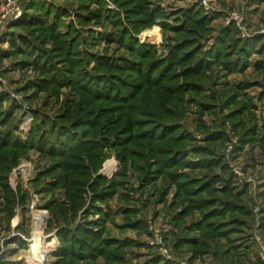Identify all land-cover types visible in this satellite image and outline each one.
I'll list each match as a JSON object with an SVG mask.
<instances>
[{"label":"rangeland","instance_id":"rangeland-1","mask_svg":"<svg viewBox=\"0 0 264 264\" xmlns=\"http://www.w3.org/2000/svg\"><path fill=\"white\" fill-rule=\"evenodd\" d=\"M0 264H264V0H0Z\"/></svg>","mask_w":264,"mask_h":264},{"label":"trees","instance_id":"trees-1","mask_svg":"<svg viewBox=\"0 0 264 264\" xmlns=\"http://www.w3.org/2000/svg\"><path fill=\"white\" fill-rule=\"evenodd\" d=\"M25 20L27 19L23 17L22 20H20L17 23V26H22V25H27V24L29 25H39L40 24L38 20H32V19H28L27 21ZM9 40L12 46L20 52H27V50L32 47L31 44L29 45L28 39H26V37L24 36H19L18 38H13L12 36L9 38Z\"/></svg>","mask_w":264,"mask_h":264},{"label":"bare ground","instance_id":"bare-ground-1","mask_svg":"<svg viewBox=\"0 0 264 264\" xmlns=\"http://www.w3.org/2000/svg\"><path fill=\"white\" fill-rule=\"evenodd\" d=\"M37 233H38V231L35 232L34 234H37ZM31 250H32V251H31L32 258H33L34 260L40 262V261H41V257H42V252H43L42 248H41L40 246L37 245V246H35L33 249H31Z\"/></svg>","mask_w":264,"mask_h":264}]
</instances>
